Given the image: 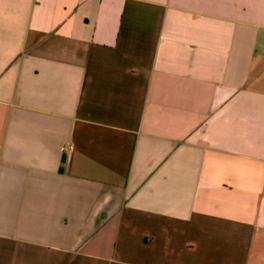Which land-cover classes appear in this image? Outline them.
<instances>
[{
  "label": "crops",
  "instance_id": "1",
  "mask_svg": "<svg viewBox=\"0 0 264 264\" xmlns=\"http://www.w3.org/2000/svg\"><path fill=\"white\" fill-rule=\"evenodd\" d=\"M0 264H264V0H0Z\"/></svg>",
  "mask_w": 264,
  "mask_h": 264
},
{
  "label": "built area",
  "instance_id": "2",
  "mask_svg": "<svg viewBox=\"0 0 264 264\" xmlns=\"http://www.w3.org/2000/svg\"><path fill=\"white\" fill-rule=\"evenodd\" d=\"M64 149H65V151L70 152V151H72L73 147H72L71 144H66V145L64 146Z\"/></svg>",
  "mask_w": 264,
  "mask_h": 264
}]
</instances>
